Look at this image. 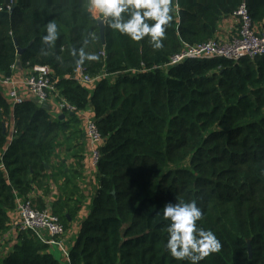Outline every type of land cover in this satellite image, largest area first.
Wrapping results in <instances>:
<instances>
[{
	"label": "trees",
	"instance_id": "obj_1",
	"mask_svg": "<svg viewBox=\"0 0 264 264\" xmlns=\"http://www.w3.org/2000/svg\"><path fill=\"white\" fill-rule=\"evenodd\" d=\"M242 6L264 35V0H110L102 44L88 0H0V75L48 66L77 111L55 119L0 91V242L17 199L39 193L44 210L51 186L64 230L77 218L89 108L98 188L68 264H264V56L161 68ZM15 235L0 264H61L35 233Z\"/></svg>",
	"mask_w": 264,
	"mask_h": 264
},
{
	"label": "built area",
	"instance_id": "obj_2",
	"mask_svg": "<svg viewBox=\"0 0 264 264\" xmlns=\"http://www.w3.org/2000/svg\"><path fill=\"white\" fill-rule=\"evenodd\" d=\"M109 1L90 0L92 12L97 15L98 19L105 21ZM234 17L237 20L235 35L227 36L224 39L214 36V38L202 44L186 45L161 68L168 69L189 60L212 61L224 59L237 62L244 57L254 59L264 56V35H260L253 27L246 8L244 6L240 7ZM14 67L12 66L11 70ZM27 70L22 84L34 102L40 105H49L50 109L53 108L57 114H74L77 112L73 106L59 96L55 82L52 79V71L48 66H33ZM77 73L79 82L84 85H92L95 82L94 80L97 79H91L84 75L80 67L77 68ZM0 86L3 87L4 99L10 103L11 107L24 102V98L20 95L18 88H16V83L10 77L0 75ZM85 137L91 157V167L96 170L99 158L98 149L102 144V139L93 120L86 122ZM34 196L35 194H32L25 198L17 199L14 210L17 218L15 221V232L29 230L35 233L42 243L48 247H56L65 258H68V253L63 249V236L65 234L63 225L52 214L50 207L46 206L44 210L38 209L33 203ZM43 232L46 233V236H43Z\"/></svg>",
	"mask_w": 264,
	"mask_h": 264
},
{
	"label": "crops",
	"instance_id": "obj_3",
	"mask_svg": "<svg viewBox=\"0 0 264 264\" xmlns=\"http://www.w3.org/2000/svg\"><path fill=\"white\" fill-rule=\"evenodd\" d=\"M88 1L90 4V11H91V13L94 14L93 17L98 20V18L96 17L97 15L94 12H92L90 0H88ZM104 23H105V21H104ZM236 30H237V20L234 16H231V17L223 19L220 22V24L218 26V31L216 32L215 36H217V38L224 39L227 36L235 35ZM27 71H28L27 68H24V67L20 66L19 64H17V65H15L14 69L11 70V74L9 77L11 80H13L16 83V88H18L20 95H22V97L24 98V102L25 101L34 102L30 98V94L24 88V86L22 84L23 80L26 76ZM88 88L90 90H92L93 85L88 86ZM0 91L1 92L3 91L2 86H0ZM2 94H3V92H2ZM41 106H43L44 108H46L48 110V113L51 115L52 118H55V119L58 118L59 119V115H64V117H65V114H63V113L57 114V112L52 108V106H51L52 109H50L49 105H47V106L41 105ZM78 118L81 120L82 128L84 130L85 129L84 127L86 126V122L88 120H93V111L88 108L84 112L79 113ZM4 128L10 134L9 136L11 137L12 132H13V128H14L12 118H11V120H7V123L5 124ZM85 154H86L85 168L82 172V179L79 182V188L81 190V193L85 197V199L82 203L81 211L77 215V218L74 219V221L71 223V227L67 231H65V234L63 236V249L67 253L72 248L73 243H74V241H75V239L79 233L80 224H81L82 220L84 218H86V216L89 213V202H90L91 198L95 195L96 190L98 188L97 180H96V170L91 167V157H90L88 148L86 149ZM34 194L37 197L39 193L38 194L34 193ZM56 196H57V189L55 186H51V195L49 196V198H47L44 201L45 207L46 206L50 207L52 201L56 198ZM34 199H35V197H34ZM16 219H17L16 214L13 212L11 214V221H10L11 224H10L9 231L1 237L0 243H2V244L0 245V263L8 255V253L11 252V249L15 244V237H16V235H15V233H16L15 232V221H16ZM42 234H43V236H46L45 232H43ZM53 248L54 247H49L50 254H52L51 250ZM59 253H60V256L62 259V261L59 260L60 263L61 264H68V258H65V256L60 251H59Z\"/></svg>",
	"mask_w": 264,
	"mask_h": 264
},
{
	"label": "water",
	"instance_id": "obj_4",
	"mask_svg": "<svg viewBox=\"0 0 264 264\" xmlns=\"http://www.w3.org/2000/svg\"><path fill=\"white\" fill-rule=\"evenodd\" d=\"M97 24H98V33H99V37H100V40L102 42V44H104V39H103V29H104V21L101 20V19H98L97 20ZM15 46H17L16 42H15ZM17 53L18 54H21V50L18 49L17 50ZM38 104V103H37ZM40 105V104H39ZM41 106V105H40ZM72 115V113H70ZM64 118V115H59V119H63ZM4 132H5V129H4ZM248 244V253H249V257L251 258V251H250V246H249V242H247Z\"/></svg>",
	"mask_w": 264,
	"mask_h": 264
},
{
	"label": "rangeland",
	"instance_id": "obj_5",
	"mask_svg": "<svg viewBox=\"0 0 264 264\" xmlns=\"http://www.w3.org/2000/svg\"><path fill=\"white\" fill-rule=\"evenodd\" d=\"M85 128V127H84ZM85 130V129H84ZM51 253L53 254V256L58 259V260H61V256H60V253L59 251L54 247L52 250H51Z\"/></svg>",
	"mask_w": 264,
	"mask_h": 264
}]
</instances>
